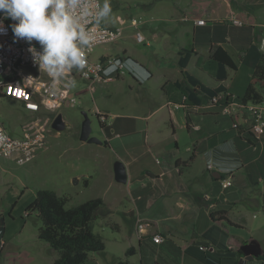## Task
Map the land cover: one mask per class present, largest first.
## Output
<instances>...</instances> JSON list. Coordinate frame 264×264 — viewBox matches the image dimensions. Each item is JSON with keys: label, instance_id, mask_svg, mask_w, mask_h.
<instances>
[{"label": "rangeland", "instance_id": "rangeland-1", "mask_svg": "<svg viewBox=\"0 0 264 264\" xmlns=\"http://www.w3.org/2000/svg\"><path fill=\"white\" fill-rule=\"evenodd\" d=\"M104 3L105 0H101L102 8ZM109 3L111 12L109 16L102 15L101 23L116 26L117 16L136 18L142 21L140 30L147 44L137 43L131 37L132 30L126 27L123 36L115 42L94 46L91 59L122 56V50L127 48L142 63L151 62L158 73H163V67L170 66L188 67V70L183 74L175 71L177 78L172 76L167 82L160 76L147 82L144 67L140 63L133 65L132 59H127L119 77L106 72L104 77L109 76L96 81L92 90L87 81L74 79L75 86L69 87V98H74L75 102L72 105L63 103L42 115L45 143L35 157L23 165L2 161L0 264H52L56 256L49 244L37 236L41 222L36 212L26 213L37 189H48L66 196L67 208L96 197L107 203L99 208L93 222V231L102 236L105 249L89 253L81 264H110L119 254V241L122 240L117 229L106 222L125 224L118 211L135 205V198L127 191L128 181L119 183L114 179V163L121 157L130 160L132 177H145L153 172L154 167L162 168L166 174L173 172L174 157L168 151L173 149L174 140L180 156L187 157L192 146V134L185 129L182 107L171 105V102L181 103L178 101L181 80L187 85L186 94L190 100L203 103L206 98L224 92L227 84L234 92H242L250 78L255 52L250 51L241 58L235 54L236 70L230 71L220 63L210 62L205 48L208 41L213 40L212 35L217 37L225 30L231 35L240 34V31L249 34L250 26H253L260 32L264 27V0H109ZM225 17L228 26L221 21ZM193 18L203 21L211 18L208 22L211 23L208 24L210 30L202 32L201 27H194ZM233 19L243 24L235 26L231 24ZM194 48L198 50L196 55ZM211 77L216 78L217 83ZM192 86L198 87L199 92H195ZM256 87H259L258 82ZM168 102L171 104L167 105ZM97 110L104 113L102 120L97 116ZM57 113L62 114L66 123L61 131L51 128V121ZM83 113L90 119V136L103 141L112 137L111 132L119 134L112 142L113 150L79 140ZM223 114L190 115L193 123L203 127L200 133L204 128L208 130V136L198 138V143L224 148L230 168L225 171V178L230 175L232 182L225 188V207L231 208V223L225 221V231L213 226L211 232L219 234L230 245L235 241L253 242L264 251V138H255L248 131L243 132L246 139L232 137L227 130L229 114ZM32 118L33 115L17 100L0 98V119L10 134L19 135L22 126ZM172 129L174 136H171ZM146 133L148 145L143 141ZM156 158L158 162H155ZM209 162L214 164L212 160ZM139 203L136 201L137 205ZM176 235L178 237L163 239L162 245L161 242L155 244L150 237L142 238L139 244L133 240L135 263L181 264L180 256L185 254L203 262L204 256L208 255L207 262L212 263L210 255L216 254V248H223L222 243L218 247L213 245L208 230V236H199L191 246L185 247L186 253H182L180 239L190 242L191 236ZM199 245L205 248L201 249Z\"/></svg>", "mask_w": 264, "mask_h": 264}, {"label": "crops", "instance_id": "crops-1", "mask_svg": "<svg viewBox=\"0 0 264 264\" xmlns=\"http://www.w3.org/2000/svg\"><path fill=\"white\" fill-rule=\"evenodd\" d=\"M198 19L201 18H193L192 23L194 27H201L200 30H202V32H204L205 29L209 31L211 25L208 24L211 23L208 22L211 18L205 20L204 24H197L196 21ZM221 21H223L225 26H228V20H226V17L225 20ZM250 27L251 29L249 34L247 32L240 31V34L236 33V35H231L227 30H225V33L224 31H222V33L217 37L212 35L213 38L211 39L213 40H209L208 45L205 48L207 59L210 62H216L210 57V49L214 45L222 46L233 60H235V54H238L241 58L245 56L246 53L253 51L256 55L258 51H261L258 48V41L261 35V31H255L253 26ZM127 28L132 30L130 27ZM131 37L134 38L133 31ZM255 43L257 44V48L255 47L254 49L252 48V45ZM193 51L195 55L198 54V50L196 48H194ZM119 57L125 59L124 61H126L127 59H132L131 62L133 63V65L140 63V65L144 67L146 73L148 74V77L146 78L147 82L156 76L164 78V81L167 82L172 76H174V78H177L176 74H174L175 71H180L183 74L184 70H188V67L184 68L170 66L167 68L163 67V73H158L153 69L154 67L151 62L148 61L147 63H142L141 60L134 58L127 50V48H124L122 50V56ZM160 69H158L157 71H159ZM227 69H229L230 71L236 70V68L231 69L229 67H227ZM120 74L121 73L115 74V76L119 77ZM228 75H230V73ZM251 76L252 73L250 75V78H248L245 82L242 92H234V90H231L232 86H230V84H227L225 91L229 92L232 97L236 98L233 99L234 102H241L239 97L243 95L247 85L251 81ZM211 79H213V81H215L216 83L218 81L213 77H211ZM181 81V96L178 100L181 101V103L171 102V104L168 102L167 105L171 104L174 108L182 107L184 111V117L186 112L189 115L188 130L186 121L185 129L189 134H192V146L189 148L190 154L187 157L180 156L179 146L174 140L173 149H170L168 151L169 155L171 157H174L173 172L166 174L164 173L162 168L154 167L155 169L153 170V172L150 174L147 173L145 177L142 175L132 177V175L130 174V160L120 156V160L125 165L127 172V191L131 196L135 198V205L134 207L118 211L122 215L121 217L125 221V224L115 222L117 224V231L119 232L122 241H119L121 242L119 254L117 256H114L110 264H120L121 261H124L126 264L135 263V260L133 258L134 254L126 255V250L129 247H134L132 242L133 240H137L139 244L142 238H151V234L153 233L161 234L164 237L163 239L165 240L176 237V233L180 235L191 236L189 240L190 242H188V240L186 239H180V241L183 243V246L181 247L182 253H186L185 247L191 246L199 236H208V230L210 234V240L212 241L213 245L218 247L219 244L222 243L223 247L216 248V254L210 255V258H212L213 262H207V257H209L208 255L204 256L205 260L203 262L196 261L192 256L185 254L180 256L181 264H264V261L257 259V257L248 258L246 255L243 256L237 254L236 251L243 244L242 242L235 241L233 245H230L229 243L225 242V240H223L219 236V234L217 235L216 233L211 232L213 226L219 227L220 230L225 231V219H227L229 223H231L229 219L231 208L225 207V188L230 187L232 185V182L227 187H222L220 183V180L222 178H225V171L230 168L228 166V161L225 160L227 156H225L226 152L224 148H219L215 145L211 146L209 143H207L206 145L203 142L198 143V138L201 139L202 137H204V135L208 136V130L204 128L203 132L200 133L203 127L199 124L193 123L190 119V115L191 113L222 114L224 113L222 111L223 103L220 102L217 104H210L209 98H206L203 103H197L195 102L196 100H190L189 96L186 94L187 85L183 80ZM193 87L195 86H192V88ZM194 90L195 92H199L198 87H195ZM164 95L167 96L166 93ZM238 95L240 96L238 97ZM175 104H178L179 106L176 107ZM233 110V113L230 112L223 114H229L230 124L227 130L228 132H230V135L232 137L238 136L241 139H246L243 132L248 131L249 133L253 134L255 138H264V129L258 136H256L250 129L246 127L243 121L244 112L242 111V109L235 107ZM239 126L240 128L242 127L241 131L238 128ZM145 132H147L146 128ZM223 134H225V132H223ZM111 135L112 137H106L102 141L101 145L109 149L112 148V142L113 140L118 138L119 134L116 132L115 134L114 132H111ZM146 135L147 133L144 135L143 141L146 145H148V137H146ZM171 136H174L173 129L171 131ZM234 154L236 153L234 152ZM156 160L158 159L156 158ZM156 160L155 162H157ZM211 160L214 161V166L213 169L209 170L206 167V163ZM230 172H232V170ZM133 182H135L134 186H132ZM136 201H139L140 203L137 205ZM106 204L107 203L104 202V205ZM211 213L214 215V218H211ZM137 216L148 220L151 224V228L148 230V234L144 235L141 239H138L136 237L133 225L134 219ZM163 241L164 240L160 241V245H162ZM160 242L154 243L159 244ZM226 243L228 245L225 248ZM200 246L202 245H199V247ZM203 248H205V246H203ZM186 257L190 259H187ZM190 260H194V262Z\"/></svg>", "mask_w": 264, "mask_h": 264}, {"label": "built area", "instance_id": "built-area-1", "mask_svg": "<svg viewBox=\"0 0 264 264\" xmlns=\"http://www.w3.org/2000/svg\"><path fill=\"white\" fill-rule=\"evenodd\" d=\"M71 14L86 31L91 33L93 39L89 45H81L86 53L87 67L83 71L73 68L71 73L61 78L58 87L61 92L53 94L50 90L51 79L46 73H41L37 64L33 61V54L29 52V47L34 46L37 53L42 52V46L33 41L30 45L23 39H15L9 25L15 23L8 19L4 21L6 33L0 34V98L6 97L17 100L22 107L29 111L33 118L22 126L19 135L10 134L0 119V171L2 161H12L18 165H23L31 161L37 151L45 143L44 123L41 117L47 112L54 111L66 101L73 104L74 98H69V85L75 78H80L88 82L90 90L94 83L105 80L104 74L122 73L124 60L122 57L102 56L97 60L90 58V53L94 46L103 43L115 42L123 36L124 29L130 27L133 31L134 40L137 43H144L145 36L140 30L142 21L136 18H122L117 16L116 26H107L101 23L102 11L101 0H80V4L75 9H70ZM197 24H204L205 21L198 19ZM234 25H242L238 19L231 21ZM147 44V42H145ZM258 48L264 52V27L258 41ZM32 77L34 79L27 78ZM65 87V88H64ZM223 103L222 111L230 113L236 107L244 112L243 121L248 129L258 136L264 129V101L234 102L232 95L224 91L209 98L210 104ZM178 107V104H175ZM97 116L102 120L104 113L97 110ZM158 162V160H156ZM207 169H213L210 162L206 163ZM231 177L220 180L222 187L231 184ZM134 230L138 239L148 234L151 224L148 220L135 217ZM159 233L151 234L154 242L163 240ZM199 248L203 249V246Z\"/></svg>", "mask_w": 264, "mask_h": 264}, {"label": "trees", "instance_id": "trees-1", "mask_svg": "<svg viewBox=\"0 0 264 264\" xmlns=\"http://www.w3.org/2000/svg\"><path fill=\"white\" fill-rule=\"evenodd\" d=\"M255 47L257 48L256 43L252 45V48L255 49ZM210 57L221 65L231 69L236 68L232 57L220 45L211 47ZM257 82L259 87H256ZM239 98L242 103L264 101V52L258 51L254 56L251 81ZM185 121L188 130L189 115L187 112ZM238 128L240 131L242 130V127ZM248 141H250L249 138ZM66 202L67 197L64 195H58L48 189H37L34 200L28 205L26 213L36 212L41 222L37 236L47 242L56 252L52 264H81L87 260L89 253L102 252L105 249L102 236L93 231V222L97 218L99 208L104 206V202L102 198L96 197L70 208L65 207ZM211 218H214L212 213ZM225 220L229 222L227 219ZM106 225L117 229V224L111 221L106 222ZM134 250V247H129L126 250V255L133 254ZM236 253L245 256L239 249ZM257 259L264 261V251H261ZM120 264L126 263L121 261Z\"/></svg>", "mask_w": 264, "mask_h": 264}, {"label": "clouds", "instance_id": "clouds-1", "mask_svg": "<svg viewBox=\"0 0 264 264\" xmlns=\"http://www.w3.org/2000/svg\"><path fill=\"white\" fill-rule=\"evenodd\" d=\"M79 4L80 0H0V34L6 33L4 21L10 19L15 22L9 25L15 39H23L30 45L36 41L42 46L40 53L34 46L28 50L40 72L51 79L53 94H63L58 85L73 68L83 71L87 67L81 45H89L93 37L70 11ZM110 12L109 0H105L100 15L109 16ZM30 78L34 79L28 77L26 81ZM74 86V80L67 85Z\"/></svg>", "mask_w": 264, "mask_h": 264}, {"label": "water", "instance_id": "water-1", "mask_svg": "<svg viewBox=\"0 0 264 264\" xmlns=\"http://www.w3.org/2000/svg\"><path fill=\"white\" fill-rule=\"evenodd\" d=\"M66 105H68L67 102H66ZM65 126H66V123L62 118V114L57 113L51 121V128L56 131H61L65 128ZM90 133H91L90 119L88 118L86 113H83V120L81 122L80 131H79V140L83 142H88V143H96V144L102 143L101 139H99L96 136H92V135L90 136ZM113 174H114V179L117 182L119 183L126 182L127 172H126L125 165L123 164L122 161L118 160L114 163ZM239 250L243 254L251 255L253 257H257L261 253V250L259 249V247L253 242L243 243L239 247Z\"/></svg>", "mask_w": 264, "mask_h": 264}, {"label": "flooded vegetation", "instance_id": "flooded-vegetation-1", "mask_svg": "<svg viewBox=\"0 0 264 264\" xmlns=\"http://www.w3.org/2000/svg\"><path fill=\"white\" fill-rule=\"evenodd\" d=\"M105 117V116H104Z\"/></svg>", "mask_w": 264, "mask_h": 264}]
</instances>
